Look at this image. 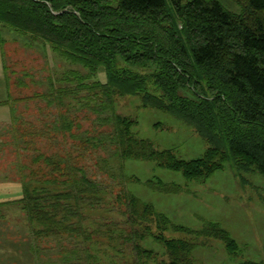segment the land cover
Wrapping results in <instances>:
<instances>
[{"label": "trees", "instance_id": "1", "mask_svg": "<svg viewBox=\"0 0 264 264\" xmlns=\"http://www.w3.org/2000/svg\"><path fill=\"white\" fill-rule=\"evenodd\" d=\"M245 1L247 15L238 16L219 0H0V30L8 26L44 47L49 44L63 60L76 66L58 79H73L75 83L57 88L50 80V91L36 96L54 103L67 94L76 98L82 91H92L93 97L85 94L82 107L97 113L100 124L111 126L110 132L98 131L83 138L73 132L80 124L75 125L66 113L49 112L51 119L43 120V129L30 125L29 135L70 132L80 138L78 147L83 152L113 145L114 155L122 160L155 161L161 167L181 171L189 180L211 177L225 167L230 156L238 168L264 175V0ZM99 73L105 74L104 81L96 79ZM4 81L6 95L0 106L13 114L17 99L12 97L6 76ZM121 95H138L144 107L182 119L209 146L192 159L178 156L171 148H157L152 140L136 133L137 117L117 112L116 99ZM45 159L52 170H59L65 160L53 155ZM69 161L68 173L59 170L60 176L67 177L61 180V189L20 175L14 181L21 195L0 202V217L5 216L1 207L17 206L26 213L30 227H38L36 234L47 238L66 232L70 238L76 234L90 241L94 231L84 228L81 208L100 201L99 194L106 188L88 177L72 157ZM146 185L166 192L181 189L179 184L161 178L149 179ZM124 196L118 194L117 199L124 200L128 223L139 226L138 219L152 220L157 226V233L149 224L142 229L133 226L124 233L138 264L140 255L155 257L154 249L141 245L146 237L162 243L168 252L170 260L163 264H193L196 244L166 237L170 228L221 239L230 254L239 252L237 241L217 222H207L200 230L190 229L173 223L134 193Z\"/></svg>", "mask_w": 264, "mask_h": 264}, {"label": "rangeland", "instance_id": "2", "mask_svg": "<svg viewBox=\"0 0 264 264\" xmlns=\"http://www.w3.org/2000/svg\"><path fill=\"white\" fill-rule=\"evenodd\" d=\"M219 1L236 15H247L245 0ZM0 37V97L6 95L3 79L6 76L12 97L17 99L13 114L7 107L0 106V182L12 181L13 189L17 190L20 188L14 180L24 175L26 180L34 183L42 182L46 186L64 188L61 180L67 177L59 173L62 170L69 172V157H72L77 165L84 168L88 177L106 188L99 194L100 201L83 204L81 208L85 216L84 228L94 231L90 241H83L76 234L75 238H70L66 232L46 238L43 234H36L38 227L34 225V230L30 227L26 213L19 207H1L3 214L8 217L7 220L3 219V224L13 226V232H17L12 234L14 240L33 243V255L38 264H138L131 241L124 233L132 230L133 226L142 229L147 224L152 232L157 233V226L152 220L148 222L138 219L139 226L127 222L128 209L124 200L117 199L118 194L125 197L126 192L134 193L141 202L152 203L155 210L168 215L173 223L190 229L200 230L207 222H217L239 244L238 254L232 255L221 239L172 228L166 230L165 236L168 238H185L196 244L191 255L193 264L264 261V175L253 169L238 168L230 156L225 167L211 177L189 180L181 171L161 167L155 161L122 160L114 155L113 145H99L91 151L87 149L83 152L78 147L80 138L71 136L70 132L55 131L45 135L35 133L30 136V125L41 131L43 120L51 119L49 112L66 113L75 125L80 124V128L74 127L73 132L83 138L98 131L110 132L111 126L100 124L96 120L97 113L87 106L82 107L85 94L93 97L92 91H82L76 98L67 94L62 101L54 103L36 96L49 92L51 81L57 84V88L75 83L73 79L63 82L58 80L76 66L63 60L49 44L44 47L40 42L29 40L8 26L0 30ZM77 68L87 76V70ZM96 79L104 81L105 74L99 73ZM59 101L62 103L60 107L57 104ZM116 110L120 114L139 119L135 127L139 136L152 140L159 149H173L182 158L200 157L209 146L182 119L169 112L144 107L138 95L118 96ZM49 155L65 158L60 162V169L63 168L61 171L52 170V165L45 159ZM152 178L175 182L181 189L178 192L154 189L146 185V181ZM4 186L0 185V190H3L1 192L5 191ZM13 196L19 198L15 191ZM6 199H11L10 191L6 197L0 196V200ZM141 211L139 209V213ZM35 243L39 244L36 245L40 248L38 253L35 251ZM141 245L154 249L155 257L140 255L139 264H163V261L170 260L162 243L153 237H146Z\"/></svg>", "mask_w": 264, "mask_h": 264}, {"label": "crops", "instance_id": "3", "mask_svg": "<svg viewBox=\"0 0 264 264\" xmlns=\"http://www.w3.org/2000/svg\"><path fill=\"white\" fill-rule=\"evenodd\" d=\"M3 79H4V76H3ZM0 98L4 99V97H0ZM0 185H5L4 186L5 191L1 192L3 190H0L1 192L0 196L2 198L7 196L8 191H10L11 198L14 197L13 196L14 191H15V194L17 192V195L20 191V189H17V190L13 189L12 181H10V183L7 181L0 182ZM7 185H10L8 186L9 188L7 187ZM8 200L10 199L0 200V202L8 201ZM4 215L5 216L3 218L0 217V264H38L35 256L33 255L34 254L33 253L34 252L33 243H30V242L24 243L21 240L20 241L14 240L12 234L17 233V232H13V226H9L8 224H3L2 221L7 220L8 218L6 214ZM5 227H9V229H6Z\"/></svg>", "mask_w": 264, "mask_h": 264}]
</instances>
